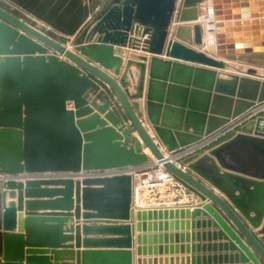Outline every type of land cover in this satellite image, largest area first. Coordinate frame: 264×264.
Listing matches in <instances>:
<instances>
[{"label":"water","instance_id":"water-1","mask_svg":"<svg viewBox=\"0 0 264 264\" xmlns=\"http://www.w3.org/2000/svg\"><path fill=\"white\" fill-rule=\"evenodd\" d=\"M7 1L74 40L68 48L0 7V264H131L135 191L126 171L153 160L199 198L192 217L207 216L240 264H264V109L256 111L264 103V0H210L207 40L198 22L205 0H89L102 4L95 11L75 0L67 21L44 16V3ZM225 61L241 68L223 71ZM98 171L121 173L87 176ZM72 209L104 223L83 234L112 232L119 238L99 243L117 249L74 254L66 244L73 228H64Z\"/></svg>","mask_w":264,"mask_h":264},{"label":"crops","instance_id":"crops-1","mask_svg":"<svg viewBox=\"0 0 264 264\" xmlns=\"http://www.w3.org/2000/svg\"><path fill=\"white\" fill-rule=\"evenodd\" d=\"M31 1V0H29ZM36 3H44V7L42 10L45 13L44 16L51 15L55 19H60L67 21L70 17H73L77 12L79 7L78 3L75 0H33ZM75 2V3H74ZM90 10H97L102 5L101 3L89 2ZM7 5V6H4ZM10 7H9V6ZM0 7L7 10L20 20L34 26L36 29L40 30L33 23L34 21H30L29 18L35 20L36 17L32 14L28 13L26 10L21 7L7 1L0 0ZM17 11V13H13L11 10ZM31 19V20H32ZM40 21V20H39ZM42 22V21H40ZM66 23V22H61ZM173 26V25H172ZM41 31V30H40ZM43 32V31H41ZM44 33V32H43ZM204 33V29H203ZM47 34V33H45ZM173 36L174 31H171ZM53 38V37H52ZM71 38V37H69ZM72 43L74 38L72 37ZM56 40L58 43L64 45L59 40ZM65 46V45H64ZM68 47V46H66ZM70 48V47H68ZM196 48V47H192ZM137 54H141L146 56V58H150V54L143 53L140 50ZM161 59H168L164 56V54L157 56ZM126 58V55L123 56ZM173 60V59H170ZM226 68L223 71L227 72H236V68H241L239 65L233 62L225 61ZM146 75L148 74L149 62L146 61ZM243 70L246 67H242ZM122 70V68H121ZM259 76L264 77V70H257ZM108 74L112 75L109 71ZM128 80L130 82H135V79L138 76V69L136 67H131L128 73ZM147 78V77H146ZM132 84V86H133ZM133 88V87H132ZM132 90V89H131ZM145 94V89L144 93ZM140 103L143 102V98L139 100ZM67 108L70 109L71 105L67 104ZM263 106L256 109L263 110ZM121 118H124V112L122 110H118ZM125 120V119H124ZM133 136L137 139L138 135L133 133ZM162 151V148H160ZM146 154L153 160L150 152L145 149ZM163 152V151H162ZM154 162V160L152 161ZM155 163L152 165L154 166ZM178 166V165H176ZM183 169V167H180ZM144 178V175L139 176V179ZM43 188V187H41ZM51 189H60L61 187H49ZM59 197H53L52 199H37L40 202H45L46 200H56ZM134 202L132 205L133 215L131 217V244L128 249L131 252V264H240V252L230 251L229 246L227 248L224 245H228L229 243L223 238H219L218 236H213V234L218 233V228H214L212 224L209 226L208 221L209 218L207 216H202V214H198L192 217L193 208L199 206L200 200L197 196L183 188L179 185L175 180L171 179L162 184H158L153 188L148 186H143L140 188L139 198L136 200V195L134 197ZM22 200L23 206L22 210L17 212L18 216L21 218L24 217L25 213V203L27 201L25 197V191L22 190ZM74 200V196H73ZM168 208L173 212V215H170V211L164 214V211L159 215L158 209ZM184 209L182 214L180 213V209ZM137 209H146L144 212V217L142 214L137 217ZM150 209V210H149ZM51 210H59V209H40L39 213H50V212H61V211H51ZM85 211L80 210V216L76 218L75 211L72 209L68 211L69 214H72L71 217H68L66 223L64 224V228H73V232L70 234L72 236V240L67 241V245H71L74 248L72 249L75 254L76 251H106V250H116L115 245L110 243H99V241L112 240L117 237L114 233L103 231V232H88L86 235L83 234L82 228L83 226H101L104 223H96L93 221L86 222L82 218V215ZM177 212V214H175ZM93 214V213H89ZM155 214V215H154ZM264 221V219H263ZM78 224V225H76ZM139 225V228H138ZM76 226H78V231L75 230ZM256 232V231H252ZM76 235H78L79 239V247L76 248ZM209 236V237H208ZM93 241V244L87 245L84 247L83 241ZM244 241V240H243ZM210 246V248L208 247ZM221 246V247H219ZM251 251V249H250ZM235 257H238L237 259ZM87 262L90 264H114L112 258L107 257H98V258H88ZM261 263V262H260ZM69 264H74L71 262Z\"/></svg>","mask_w":264,"mask_h":264},{"label":"built area","instance_id":"built-area-1","mask_svg":"<svg viewBox=\"0 0 264 264\" xmlns=\"http://www.w3.org/2000/svg\"><path fill=\"white\" fill-rule=\"evenodd\" d=\"M203 5V6H202ZM202 7L199 6V15L200 12L202 11L204 15L208 14L210 15V12L212 13L213 16V9H212V3L210 0H206L205 2L202 3ZM201 7V8H200ZM160 165V164H159ZM154 164L145 167L143 169H138V170H127L126 172L131 173L134 176V189L135 192H140V188L143 186H148L150 188L155 187L158 184H162L164 182H167L171 179V175L169 172L162 166H158ZM121 172L119 171H98V172H91L88 173L87 176L90 177H106V176H112L116 174H120ZM144 175V178L139 179V176ZM174 180V179H173ZM1 180H0V189H1Z\"/></svg>","mask_w":264,"mask_h":264},{"label":"rangeland","instance_id":"rangeland-1","mask_svg":"<svg viewBox=\"0 0 264 264\" xmlns=\"http://www.w3.org/2000/svg\"><path fill=\"white\" fill-rule=\"evenodd\" d=\"M7 6V5H4ZM9 6V5H8ZM10 7V6H9ZM13 13H17V11L11 10ZM20 14V13H17ZM21 15V14H20ZM32 19V18H31ZM29 18L30 21H34L31 22L33 23L36 27H38L41 31H43L44 33H47V35L53 37V39H57L59 40L61 43H63L65 46H68L70 48H72V39L69 37H65L63 35H61L60 33H58L56 30H54L52 27L48 26L47 24H45L44 22H40L38 19L35 20H31ZM161 184V183H160Z\"/></svg>","mask_w":264,"mask_h":264},{"label":"bare ground","instance_id":"bare-ground-1","mask_svg":"<svg viewBox=\"0 0 264 264\" xmlns=\"http://www.w3.org/2000/svg\"><path fill=\"white\" fill-rule=\"evenodd\" d=\"M201 5L202 4H200L199 6H201ZM198 22L202 25V27L204 29V40H207L208 38L212 37L213 36V33H212L213 32V24H214V19H213L212 13L210 12V15H208V14L204 15V13L201 11L200 15H199ZM154 163L157 165L156 167L160 166L158 163H156V161H154ZM133 188H134V185H133ZM134 191H135V189H134ZM135 195H136V200H137L139 198V192L138 191L134 192V197H135Z\"/></svg>","mask_w":264,"mask_h":264}]
</instances>
